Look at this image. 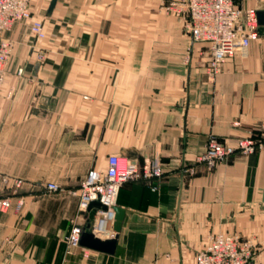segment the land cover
<instances>
[{"label":"crops","instance_id":"obj_1","mask_svg":"<svg viewBox=\"0 0 264 264\" xmlns=\"http://www.w3.org/2000/svg\"><path fill=\"white\" fill-rule=\"evenodd\" d=\"M51 1L32 0L31 17L5 33L15 47L0 91V196L9 193L4 174L23 178L25 205L19 211L14 196L0 212V264H196L218 232L253 238L264 264V151L186 171L210 136L264 125V35L211 77L208 45L193 43L160 0H57L50 10ZM35 20L45 27L36 44ZM112 154L140 165L159 158L164 175L121 187L114 253L69 252L75 191ZM79 221L90 230L94 219ZM112 224L96 235L107 239Z\"/></svg>","mask_w":264,"mask_h":264},{"label":"built area","instance_id":"obj_2","mask_svg":"<svg viewBox=\"0 0 264 264\" xmlns=\"http://www.w3.org/2000/svg\"><path fill=\"white\" fill-rule=\"evenodd\" d=\"M31 1L0 0V91L6 79L9 58L15 47V41L5 33L15 22L31 17ZM247 2L248 0L165 1V9L183 21L192 42L208 45L210 59L207 71L211 77L221 72L229 57L245 51L251 41L260 36L258 11H264V0H256L254 5ZM41 21L35 20L32 25L31 32L36 42L44 36ZM44 58V53L40 51L38 59L42 61ZM23 71V68H19L18 74L21 75ZM260 150L264 151V125L247 136L225 139L210 136L206 150L197 156L195 164L187 167L186 171L194 174L200 165L206 170H212L236 154L246 156ZM108 162L106 171L90 172L75 191L79 196V211L72 219L71 230L65 237L69 252L81 246L85 227L79 218L89 212L92 201L98 200L107 208H96L90 230L95 234L101 232L110 219L113 221V229L114 208L123 184L137 178H155L159 182L164 175V167L159 158L140 165L137 162H127L118 154H112ZM5 180H10L12 184L9 193L0 196V212H8L11 209L14 196L18 197L16 208L20 211L25 205V199L19 192L25 181L23 178L11 176ZM46 188L50 192L62 190L56 182H48ZM256 249L257 243L253 238L239 233H211L204 247L197 253L196 264H263L256 258Z\"/></svg>","mask_w":264,"mask_h":264},{"label":"water","instance_id":"obj_3","mask_svg":"<svg viewBox=\"0 0 264 264\" xmlns=\"http://www.w3.org/2000/svg\"><path fill=\"white\" fill-rule=\"evenodd\" d=\"M57 0H52L49 9H53L55 6ZM258 19H259V34L264 35V11L259 10L258 11ZM96 208H103L106 209L107 207L102 204L100 201L95 200L92 201L90 206H89V212H90V220L94 219L95 215V210ZM115 220H114V225H113V230L114 232L107 238V239H102L98 235L95 234V232L91 230H85L82 234L81 237V245L104 251L107 253H114L116 250V245H117V239L119 232L122 227L123 220L125 219L126 215V210L120 206H115Z\"/></svg>","mask_w":264,"mask_h":264},{"label":"rangeland","instance_id":"obj_4","mask_svg":"<svg viewBox=\"0 0 264 264\" xmlns=\"http://www.w3.org/2000/svg\"><path fill=\"white\" fill-rule=\"evenodd\" d=\"M165 1L166 0H160V11L161 12H163L165 15H172V13H170V12H168L166 9H165ZM42 22V26H43V30H42V32L45 34V27H44V21L42 20L41 21ZM32 34H33V32H31ZM34 43H37L36 41H35V39H34ZM43 52V51H42ZM44 53V55H45V52H43ZM39 54V53H38ZM38 54H37V58H38ZM258 152H261V150L260 151H258ZM6 177H10V175H7V174H4L3 176H2V182L5 184V185H8L9 186V190H10V185L12 184V182L10 181V180H8V181H6L5 180V178ZM12 177V176H11ZM25 181V180H24ZM61 187V186H60ZM21 190V189H20ZM20 193V192H19ZM93 225V222H92V224H91V226ZM90 226V227H91Z\"/></svg>","mask_w":264,"mask_h":264}]
</instances>
